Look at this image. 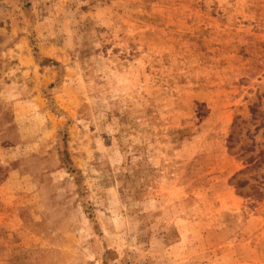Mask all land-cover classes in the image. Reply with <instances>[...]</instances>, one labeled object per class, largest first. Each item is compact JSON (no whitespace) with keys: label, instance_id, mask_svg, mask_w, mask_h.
<instances>
[{"label":"rangeland","instance_id":"rangeland-1","mask_svg":"<svg viewBox=\"0 0 264 264\" xmlns=\"http://www.w3.org/2000/svg\"><path fill=\"white\" fill-rule=\"evenodd\" d=\"M0 264H264V0H0Z\"/></svg>","mask_w":264,"mask_h":264},{"label":"trees","instance_id":"trees-1","mask_svg":"<svg viewBox=\"0 0 264 264\" xmlns=\"http://www.w3.org/2000/svg\"><path fill=\"white\" fill-rule=\"evenodd\" d=\"M59 161L62 168H65L78 181L81 179V171L75 166L67 148L59 151ZM138 166L139 163L134 164L132 161L127 163V170L121 172L119 175V179L123 182V185L132 186L136 184V181H138V178L141 175V169L138 168Z\"/></svg>","mask_w":264,"mask_h":264}]
</instances>
